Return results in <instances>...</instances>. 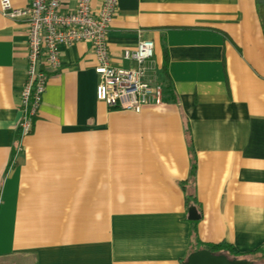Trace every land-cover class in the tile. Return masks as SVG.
Returning a JSON list of instances; mask_svg holds the SVG:
<instances>
[{"label": "crops", "instance_id": "1", "mask_svg": "<svg viewBox=\"0 0 264 264\" xmlns=\"http://www.w3.org/2000/svg\"><path fill=\"white\" fill-rule=\"evenodd\" d=\"M11 3L27 11L28 0ZM254 8L117 0L110 62L134 67L121 53L151 40L148 79L162 102L133 112L97 100L91 45L74 42L60 47L23 136L26 22L0 13V264H181L186 194L200 241L238 251L264 242V35Z\"/></svg>", "mask_w": 264, "mask_h": 264}, {"label": "built area", "instance_id": "2", "mask_svg": "<svg viewBox=\"0 0 264 264\" xmlns=\"http://www.w3.org/2000/svg\"><path fill=\"white\" fill-rule=\"evenodd\" d=\"M28 0L21 13L11 0H0V13L26 22V78L20 91L22 117L20 136L31 130L32 115L45 88L46 74L60 66V47L88 42L94 55V71L99 80L95 97L111 109L139 111L144 105L160 104L162 88L148 79L153 42L139 39L133 50L121 54L135 62L120 67L110 62L108 27L116 12L117 0Z\"/></svg>", "mask_w": 264, "mask_h": 264}, {"label": "trees", "instance_id": "3", "mask_svg": "<svg viewBox=\"0 0 264 264\" xmlns=\"http://www.w3.org/2000/svg\"><path fill=\"white\" fill-rule=\"evenodd\" d=\"M254 5L256 9V13L259 19V22L262 27L263 35H264V0H254ZM167 55L164 53L163 58V65H162V74L163 79H165V85L169 87L170 85V79L167 75ZM18 137V132L16 133V136L14 138ZM192 148L190 147V150ZM193 158H190V176L194 172V162ZM185 188V187H183ZM185 197V203L186 207L195 206L197 207V202L195 200V197L191 194H186ZM190 240H189V246H188V254L191 253L194 250L198 249H206L210 251L211 253H223L228 258H244L252 262V264H264V242L260 244L259 246H256L254 249L248 250V251H238L233 245L225 242H218V243H210V242H202L199 240V238L196 236V221L190 220ZM181 264H184L183 262Z\"/></svg>", "mask_w": 264, "mask_h": 264}, {"label": "water", "instance_id": "4", "mask_svg": "<svg viewBox=\"0 0 264 264\" xmlns=\"http://www.w3.org/2000/svg\"><path fill=\"white\" fill-rule=\"evenodd\" d=\"M187 218L197 220L199 214L195 207L190 206L187 209ZM184 264H252L251 261L244 258H228L223 253H211L206 249H198L189 253Z\"/></svg>", "mask_w": 264, "mask_h": 264}]
</instances>
